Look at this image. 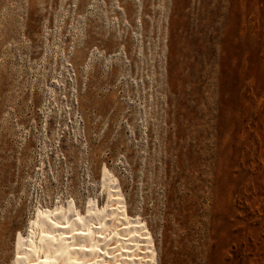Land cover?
Wrapping results in <instances>:
<instances>
[{
	"label": "rangeland",
	"instance_id": "374dc122",
	"mask_svg": "<svg viewBox=\"0 0 264 264\" xmlns=\"http://www.w3.org/2000/svg\"><path fill=\"white\" fill-rule=\"evenodd\" d=\"M104 172L155 264H264V0H0L2 264Z\"/></svg>",
	"mask_w": 264,
	"mask_h": 264
},
{
	"label": "bare ground",
	"instance_id": "6f19581e",
	"mask_svg": "<svg viewBox=\"0 0 264 264\" xmlns=\"http://www.w3.org/2000/svg\"><path fill=\"white\" fill-rule=\"evenodd\" d=\"M105 173L109 215L91 205L83 217L74 203L64 211L34 212L26 238H17L14 264H155L145 232L126 221L119 191ZM14 225L10 218L0 222V252Z\"/></svg>",
	"mask_w": 264,
	"mask_h": 264
}]
</instances>
